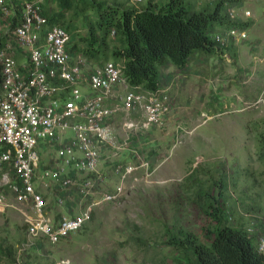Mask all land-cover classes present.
Returning a JSON list of instances; mask_svg holds the SVG:
<instances>
[{
  "label": "rangeland",
  "instance_id": "1",
  "mask_svg": "<svg viewBox=\"0 0 264 264\" xmlns=\"http://www.w3.org/2000/svg\"><path fill=\"white\" fill-rule=\"evenodd\" d=\"M167 1L86 0L124 9L158 8ZM189 1L198 10L219 0ZM58 2L46 0L44 10L56 21L74 16L66 25L75 41L87 37L94 12L79 7L73 15L75 2L68 9ZM225 9L235 15L232 21L246 39L229 41V50H218L219 56L193 55L183 70L169 64L160 68L159 86L171 101L163 126L123 133L121 120L114 124V143L101 151L96 174L85 178L94 182L91 200L99 202L119 184L122 196L98 204L79 232L52 246L25 248L24 218L15 210L0 213V264H183L166 246L167 235L184 229L207 242L208 223L194 200L198 191L211 194L210 188L215 197L219 194L229 225L245 230L253 245L264 235V0H227ZM107 36L109 52L117 50L115 36ZM77 45L81 50L83 44ZM106 62L113 60L96 61ZM52 154L46 152L44 163ZM128 163L134 172L123 179L114 175V166ZM46 200L48 215L56 219L72 218L90 202L55 188L46 192ZM20 210L30 215L27 208Z\"/></svg>",
  "mask_w": 264,
  "mask_h": 264
},
{
  "label": "built area",
  "instance_id": "2",
  "mask_svg": "<svg viewBox=\"0 0 264 264\" xmlns=\"http://www.w3.org/2000/svg\"><path fill=\"white\" fill-rule=\"evenodd\" d=\"M45 1L0 0V22H6L0 28V213L15 210L24 218L25 248L58 244L79 232L98 204L118 200L120 184L91 200L94 182L85 177L96 174L101 151L114 143L117 120L123 133L161 127L171 103L159 85L153 91L130 86L121 63L88 61L70 28L40 15ZM245 39L236 28L214 38L220 48ZM48 150L54 154L44 163ZM135 170L118 164L113 173L123 179ZM53 188L90 202L72 218L56 219L47 212L46 192ZM256 252L264 254V235Z\"/></svg>",
  "mask_w": 264,
  "mask_h": 264
},
{
  "label": "trees",
  "instance_id": "3",
  "mask_svg": "<svg viewBox=\"0 0 264 264\" xmlns=\"http://www.w3.org/2000/svg\"><path fill=\"white\" fill-rule=\"evenodd\" d=\"M79 2H58L60 8L72 6L73 15L77 14L79 7L95 14L94 21L88 25L87 37H79L75 47L79 50L77 44L82 43L79 51L90 62L110 57L114 63H121L128 84L149 91L159 85L160 68L169 64L183 70L193 55L219 56L218 50L227 52L229 46L220 48L214 40L215 36L240 28L226 12L227 0H219L198 10L189 0H168L158 8L147 6L144 9L100 7L86 0ZM40 15L49 25L66 27L74 17L65 21L60 16V20L56 21V15L48 14L44 5ZM216 29L219 31L214 32ZM111 31L118 49L109 52L106 41ZM260 148L261 158L264 159V135ZM222 188V184L217 185V189ZM211 189V194L198 191L194 200L208 223L207 242L202 244L191 233L178 229L166 234V246L178 254L183 264H264V254L256 252V244L253 245L246 231L226 222L219 208V194L215 197Z\"/></svg>",
  "mask_w": 264,
  "mask_h": 264
}]
</instances>
